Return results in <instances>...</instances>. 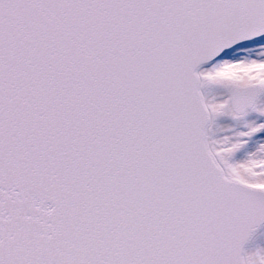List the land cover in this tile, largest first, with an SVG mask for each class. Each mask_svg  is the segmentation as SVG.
<instances>
[{
	"label": "snow or ice",
	"instance_id": "6c2138e0",
	"mask_svg": "<svg viewBox=\"0 0 264 264\" xmlns=\"http://www.w3.org/2000/svg\"><path fill=\"white\" fill-rule=\"evenodd\" d=\"M264 0H0V264H264Z\"/></svg>",
	"mask_w": 264,
	"mask_h": 264
},
{
	"label": "rangeland",
	"instance_id": "374dc122",
	"mask_svg": "<svg viewBox=\"0 0 264 264\" xmlns=\"http://www.w3.org/2000/svg\"><path fill=\"white\" fill-rule=\"evenodd\" d=\"M246 253L260 252L264 254V228L260 230L248 244L245 249Z\"/></svg>",
	"mask_w": 264,
	"mask_h": 264
},
{
	"label": "water",
	"instance_id": "95a60500",
	"mask_svg": "<svg viewBox=\"0 0 264 264\" xmlns=\"http://www.w3.org/2000/svg\"><path fill=\"white\" fill-rule=\"evenodd\" d=\"M262 227H264V226H262ZM262 227H261V228H262ZM261 228H259V229H258V230H257V231H256V232L253 234V236H254V235H255V234H256V233H257V232H258V231H259ZM253 236H252V237H253ZM252 237H251V238H252ZM250 240H251V239H250ZM250 240H249V241H248V242L245 244V246H244V247H246V246H247V244L250 242Z\"/></svg>",
	"mask_w": 264,
	"mask_h": 264
}]
</instances>
